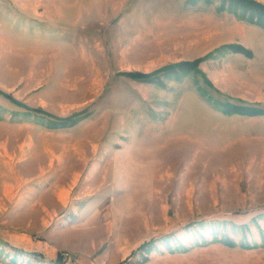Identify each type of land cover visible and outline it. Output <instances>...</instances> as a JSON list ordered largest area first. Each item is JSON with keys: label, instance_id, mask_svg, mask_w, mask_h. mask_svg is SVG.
Instances as JSON below:
<instances>
[{"label": "rangeland", "instance_id": "374dc122", "mask_svg": "<svg viewBox=\"0 0 264 264\" xmlns=\"http://www.w3.org/2000/svg\"><path fill=\"white\" fill-rule=\"evenodd\" d=\"M219 6L0 0V264H264V116L223 115L192 74L119 75L238 44L199 69L264 109V28Z\"/></svg>", "mask_w": 264, "mask_h": 264}, {"label": "trees", "instance_id": "16d2710c", "mask_svg": "<svg viewBox=\"0 0 264 264\" xmlns=\"http://www.w3.org/2000/svg\"><path fill=\"white\" fill-rule=\"evenodd\" d=\"M186 2L189 6H194L197 0H186ZM206 3L209 4L210 2ZM218 10L219 12L225 11L229 14H232L233 16L237 17L240 21H243L249 25L264 28V4L255 0H220V6ZM223 51L240 54L246 58L252 57V52L249 49H246L238 44H228L219 47L215 51L207 54L206 56L200 59L191 62H180L177 64H170L150 74H142L139 72H127L121 73L119 75L135 82H146L161 85L162 79L173 77L174 80L178 81L186 75L192 74L195 77V84L197 87L196 90L198 91L200 96L205 98L207 102L211 103V105L217 108L223 115L264 116V109H259L250 105H246L241 101L233 103L230 102V100L228 99L224 100L218 97V95L220 96V94L212 86L210 81L206 78L205 74L199 69V65L201 62L213 57L215 55L214 53H219ZM22 108L26 111V113H32L38 116L46 117L50 121H52L53 124H59L60 127L72 125L88 115L87 111H84L78 114H74L67 118H58L49 115L43 112L42 110H34L26 107ZM255 220L256 219L253 218V221ZM191 225H188V227ZM0 243L2 244V242ZM147 245L148 244H143L139 247L138 250H148ZM12 252L15 255H25L30 256L34 259H42V256L39 254H24L21 250L17 249H12ZM52 264H66L65 261H63L61 253L57 254V257L54 262H52Z\"/></svg>", "mask_w": 264, "mask_h": 264}, {"label": "built area", "instance_id": "2783aa9c", "mask_svg": "<svg viewBox=\"0 0 264 264\" xmlns=\"http://www.w3.org/2000/svg\"><path fill=\"white\" fill-rule=\"evenodd\" d=\"M66 256V254H62L63 261H65L66 264H70L69 262H67Z\"/></svg>", "mask_w": 264, "mask_h": 264}]
</instances>
